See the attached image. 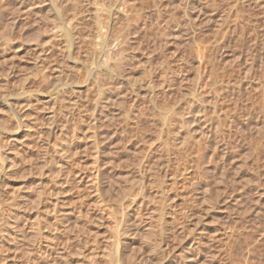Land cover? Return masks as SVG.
Listing matches in <instances>:
<instances>
[{
  "label": "rangeland",
  "instance_id": "rangeland-1",
  "mask_svg": "<svg viewBox=\"0 0 264 264\" xmlns=\"http://www.w3.org/2000/svg\"><path fill=\"white\" fill-rule=\"evenodd\" d=\"M126 1L0 0V264H264V0Z\"/></svg>",
  "mask_w": 264,
  "mask_h": 264
},
{
  "label": "bare ground",
  "instance_id": "bare-ground-1",
  "mask_svg": "<svg viewBox=\"0 0 264 264\" xmlns=\"http://www.w3.org/2000/svg\"><path fill=\"white\" fill-rule=\"evenodd\" d=\"M122 1V0H121ZM126 2H128V1H126V0H123V2H121V7H118V6H112L110 9H109V16H110V13L112 14V15H114V17L116 18V16H118V15H121V16H125V14H127V10H125L124 8H125V6L128 4V5H130L129 3H126ZM144 2V1H143ZM147 2H149V1H147ZM232 2V1H231ZM237 2V1H236ZM242 2V1H241ZM126 3V4H125ZM132 3V2H131ZM200 3V2H199ZM142 4V3H141ZM240 4V3H239ZM256 4V3H255ZM235 5H237V4H235ZM133 6V5H132ZM142 6V5H141ZM155 6V5H154ZM130 7V9H131V6H129ZM172 7V6H171ZM239 8V7H238ZM133 9V8H132ZM231 9V8H230ZM142 13V12H141ZM157 13V12H156ZM228 13V12H227ZM162 14V13H161ZM160 14V15H161ZM264 14V13H263ZM239 15V14H238ZM135 16V15H134ZM158 16V15H157ZM243 16V15H242ZM264 16V15H263ZM98 17V16H97ZM96 17V18H97ZM108 17V16H107ZM234 17V16H233ZM221 18V17H220ZM107 19H109V18H107ZM111 19V18H110ZM109 19V20H110ZM224 19H225V17H224ZM111 20H113V19H111ZM246 20V19H245ZM161 21V20H160ZM247 21V20H246ZM110 23V21H108L107 22V24H109ZM220 24V23H219ZM243 24V23H242ZM127 25V24H126ZM96 26V25H95ZM112 26V25H111ZM116 26V25H115ZM167 26V25H166ZM102 26H100V25H98L97 27H95V29L97 28V30L95 31V33L97 34L96 35V37H97V41H98V45H99V51L101 52H104V53H106L107 54V52L109 51L110 53H108V55H106V58H104L103 59V64H104V68L106 69V71H107V73L109 74V76H108V78H109V81L112 83V80L113 79H115L116 78V73L121 69V67H122V65L124 64L123 63V61H124V57L122 56V54L120 53V51H119V49L117 50L116 48L118 47V43H117V41L116 40H118V42H119V39H120V41H121V37H119V39H118V36H116V38H111L112 37V32H111V27H108V28H106L105 30H102V28H101ZM114 27V26H113ZM161 27V26H160ZM241 27V26H240ZM244 27V26H243ZM218 29V28H217ZM113 30V29H112ZM216 31V30H215ZM94 33V34H95ZM257 33V32H256ZM225 34V33H224ZM260 35V34H259ZM217 36V35H216ZM89 39V38H88ZM217 39V38H216ZM221 39V38H220ZM116 41L115 42V44L117 45V47L114 49V50H112L113 48V46L111 47L112 49H110V47L108 46V43L110 42V41ZM214 40V39H213ZM200 41V40H199ZM216 41V40H215ZM112 43V42H111ZM211 44V43H210ZM120 45V44H119ZM208 45V44H207ZM200 46V45H199ZM205 46V45H204ZM195 47V46H194ZM206 48V47H205ZM204 49V48H203ZM218 49V48H217ZM111 50V51H110ZM103 53V54H104ZM254 54V53H253ZM105 55V54H104ZM197 55V54H196ZM199 57V56H198ZM207 57V56H206ZM208 59V58H207ZM202 61V60H201ZM207 61V60H206ZM247 62V61H246ZM250 62V61H249ZM168 63V62H167ZM166 63V64H167ZM205 63V62H204ZM248 63V62H247ZM214 65V64H213ZM126 66V65H125ZM254 66V65H253ZM178 67V66H177ZM215 67V66H214ZM101 68V67H100ZM180 68V67H179ZM211 68V67H210ZM209 68V69H210ZM213 68V67H212ZM248 68V67H247ZM104 69V70H105ZM251 69V68H250ZM99 70V69H98ZM213 70H214V68H213ZM213 70L211 69V71H209L210 72V82H211V84H214V82H216L215 81V77H216V75L215 74H213ZM176 71V70H175ZM223 71V70H222ZM152 72V71H151ZM165 72V71H164ZM206 72V71H205ZM208 72V73H209ZM215 72V71H214ZM221 72V71H220ZM93 73V72H92ZM207 73V72H206ZM208 73H207V75H208ZM96 74H97V72H96ZM100 74H102V71H101V73ZM219 74V73H218ZM225 74V73H224ZM224 74H222V75H224ZM164 75V74H163ZM205 75V74H204ZM215 75V76H214ZM221 75V74H220ZM201 76V75H200ZM163 77V76H162ZM161 77V78H162ZM207 77H209V75L207 76ZM245 77V76H244ZM167 79V78H166ZM204 79V78H203ZM206 79V78H205ZM218 79V78H217ZM223 79V78H222ZM237 79V78H236ZM164 80V79H163ZM201 80V79H200ZM221 80V79H220ZM206 81H208V78L206 79ZM109 82V86H110V83ZM161 82V81H160ZM164 82V81H163ZM205 83V82H204ZM209 83V82H208ZM234 83V82H233ZM149 84V83H148ZM210 84V85H211ZM111 85H113V83L111 84ZM209 85V84H208ZM208 85H206V86H208ZM216 85V84H215ZM105 86H107V85H105ZM115 86V85H114ZM110 88L111 89H113L111 86L110 87H106V89L105 90H101V92H100V98L102 99L103 97H102V94H103V96L105 95V93H107L108 91H110ZM196 89L193 91V94H192V97L191 98H194L193 96H195L196 94H198V96H199V92H200V90L202 89H200V87L198 86V87H195ZM208 88V87H207ZM213 88H216V87H213ZM149 89V88H148ZM210 89H211V87H210ZM237 90V89H236ZM112 91V90H111ZM110 91V92H111ZM212 91V90H211ZM215 91V90H214ZM225 91V90H224ZM234 92H235V90H234ZM233 92V93H234ZM115 93V92H114ZM228 93V92H227ZM226 93V94H227ZM110 94H112V93H110ZM190 94V93H189ZM213 94H215V93H213ZM107 95V94H106ZM231 95H233V94H231ZM230 95V97H232ZM205 96V95H204ZM215 96V95H214ZM108 98H110L109 96H107ZM200 97V96H199ZM217 97V96H216ZM225 97V96H224ZM204 98V97H203ZM209 98V97H208ZM233 98V97H232ZM205 100H206V98H205ZM210 100V99H209ZM214 100V99H213ZM212 100V101H213ZM218 100V99H217ZM235 100V99H234ZM99 101H101L100 99H99ZM203 101V100H202ZM216 101V100H215ZM231 101V100H230ZM242 101V100H241ZM97 102V101H96ZM189 102V101H188ZM198 102V101H197ZM204 102V101H203ZM232 102V101H231ZM193 103V102H192ZM196 102L194 101V103L193 104H195ZM215 103V102H214ZM201 104V103H200ZM199 104V105H200ZM203 104V103H202ZM211 104V103H210ZM213 104V103H212ZM188 105H190V104H188ZM202 106V105H201ZM191 107H193V106H191ZM190 107V108H191ZM200 107V106H199ZM215 108V107H214ZM202 109V108H201ZM211 109V108H210ZM216 109V108H215ZM219 109V108H218ZM196 110V109H195ZM203 110V109H202ZM221 111V110H220ZM198 112V113H197ZM197 112L196 113H194V114H199V111L197 110ZM169 113V112H168ZM174 113V112H173ZM192 113V112H191ZM205 113V112H204ZM204 113H201V114H204ZM213 113H214V110H213ZM177 115H178V113H176ZM187 114H189V112L187 113ZM201 114H200V116H201ZM173 115V114H172ZM175 115V114H174ZM94 116V115H93ZM171 116V115H170ZM191 116V118H192V120H190V121H188V120H186V122H187V124H189V126L190 127H193L195 124V122L197 121V120H199L197 117V120H195L196 118H194L193 117V114L192 115H190ZM196 116V115H195ZM95 117V116H94ZM202 117H204V115H202ZM202 117H200V118H202ZM170 117L168 116V114H167V116H166V119L168 120ZM181 118H182V115H181ZM189 118V117H188ZM219 118V117H218ZM94 119V118H93ZM164 119H165V117H164ZM165 119V120H166ZM207 119V118H206ZM164 120V122H166ZM170 120V119H169ZM200 121V120H199ZM202 121H204V119H202ZM96 122V121H95ZM174 122V121H173ZM177 122H178V120H177ZM198 122V121H197ZM207 122V121H206ZM205 122V123H206ZM176 123V122H175ZM199 123V122H198ZM215 123V122H214ZM219 123V122H218ZM165 124V123H164ZM163 124V125H164ZM186 124V125H187ZM207 125L206 126H204L205 128H206V131H205V129H204V131L203 132H201L200 133V136H202V137H207L209 134H208V132H210L211 130H212V128H213V124H211V121H210V123L208 122V123H206ZM174 125V124H173ZM180 125H181V123H180ZM185 125V126H186ZM200 125V124H199ZM221 124H219L218 126H220ZM136 126V125H135ZM197 126V125H196ZM183 127V126H182ZM198 127V126H197ZM216 128H217V126H215ZM135 128V127H134ZM189 128V127H188ZM195 127H193V133L194 132H196L197 130L196 129H194ZM54 129H55V127L54 126H50V128H49V132H51V133H53L54 132ZM215 129V128H214ZM189 130H190V128H189ZM189 130H188V132H189ZM216 130V129H215ZM200 131V130H199ZM215 132V131H214ZM198 133V132H197ZM218 133H219V131H218ZM222 133V132H221ZM223 134V133H222ZM216 135V134H215ZM181 136V135H180ZM182 139H184V138H182ZM204 139V138H203ZM210 139V138H209ZM196 140V142L198 141L197 139H195ZM206 140V139H205ZM194 142V141H193ZM199 142V141H198ZM181 144V143H180ZM198 145H199V143H198ZM197 145V146H198ZM96 154H97V157H98V155H99V153H98V151H96ZM197 154V153H196ZM199 154V153H198ZM202 154V153H201ZM198 156V155H197ZM176 157V156H175ZM203 157V156H202ZM174 158V157H173ZM179 158V157H178ZM200 158V157H199ZM168 161H169V159L167 158V161H166V165H168ZM2 164V163H1ZM94 176H95V179H96V177H98V174H99V163H98V160H96V164H95V166H94ZM176 168V167H175ZM185 168V167H184ZM164 176H166V172L164 171ZM36 231L38 232L39 230H37L36 229ZM39 234V233H38ZM37 234V235H38Z\"/></svg>",
  "mask_w": 264,
  "mask_h": 264
}]
</instances>
